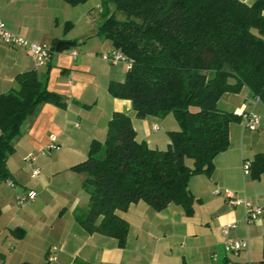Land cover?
Masks as SVG:
<instances>
[{
    "label": "crops",
    "instance_id": "crops-1",
    "mask_svg": "<svg viewBox=\"0 0 264 264\" xmlns=\"http://www.w3.org/2000/svg\"><path fill=\"white\" fill-rule=\"evenodd\" d=\"M252 5L257 0H241ZM102 18V12L99 10ZM0 17L7 27L29 41L53 48L55 40L75 41L69 50L54 52L50 63L36 69L27 49L0 42V95L12 92L16 77L37 72L48 89L62 95L66 107L41 104L28 118L15 139V152L8 159L14 188L0 184V264H259L264 246V175L254 180L244 172L245 161L264 154V104L247 88L239 94H226L218 103L223 111L235 114L255 112L261 117L259 129L246 130L241 123L230 126V147L215 160L212 176L193 178L190 190L196 202L194 215L170 204L156 212L144 202L133 204L121 216L129 223L125 249L115 239L89 234L78 223L76 212L88 209L89 196L82 184L85 173L72 167L85 161L94 141L104 143L114 112L131 115L139 141L151 149L166 150L165 141L155 134L158 119L136 118L132 103L112 97L111 82H123L129 68L113 65L102 58L115 49L98 36L103 20L92 17L86 4L73 7L62 0H0ZM99 19L100 22H99ZM79 55L73 57L71 51ZM243 123V119L241 120ZM172 131L179 130L175 124ZM158 126V130L155 129ZM58 148L50 156L41 152L50 136ZM163 141L162 143H160ZM167 143V144H164ZM166 145V146H165ZM38 156L41 174L31 177L25 158ZM37 193L36 201L24 206L17 196ZM219 192V193H217ZM260 206L263 214L252 224L246 222L243 204L231 206L226 193ZM38 196L42 197L41 201ZM83 205H86L85 208ZM235 223L230 233L234 241L249 239L240 253L225 251L223 227ZM16 230H22L16 231Z\"/></svg>",
    "mask_w": 264,
    "mask_h": 264
},
{
    "label": "trees",
    "instance_id": "trees-1",
    "mask_svg": "<svg viewBox=\"0 0 264 264\" xmlns=\"http://www.w3.org/2000/svg\"><path fill=\"white\" fill-rule=\"evenodd\" d=\"M62 1L76 7L88 0ZM108 3L121 18L110 14ZM100 12L106 18L98 36L132 62L109 93L131 101L138 119L172 114L179 125L161 151L137 139L130 114L114 112L105 142L94 141L87 159L71 169L86 174L82 187L89 196L87 211L76 212L78 223L125 249L130 225L121 213L133 204L156 212L177 204L194 215L193 178L212 176L216 157L230 147V126L242 120L218 107L221 98L247 88L264 104V0H104ZM76 44L55 40L52 50ZM16 84L0 95V184L12 180L7 163L24 122L41 104L66 107L35 71L18 75ZM251 163V177L259 180L264 154Z\"/></svg>",
    "mask_w": 264,
    "mask_h": 264
},
{
    "label": "built area",
    "instance_id": "built-area-1",
    "mask_svg": "<svg viewBox=\"0 0 264 264\" xmlns=\"http://www.w3.org/2000/svg\"><path fill=\"white\" fill-rule=\"evenodd\" d=\"M0 42L13 47L20 49H27L32 56L36 69L47 66L53 55L54 51L47 45H40L29 41L28 39L15 34L12 32L0 17ZM71 55L75 58L79 55L77 50L71 51ZM102 58L113 65L117 64H126L129 69L132 67V62L119 50H114L110 53H105L102 55ZM256 101L260 102V98L256 97ZM243 119V126L246 130L255 132L259 129L261 123V117L255 112H248L240 114ZM155 129L158 130V126H155ZM58 139L56 136H50V142L48 146L41 152L42 156H46L53 150L58 148ZM38 156L35 154H30L25 158V164L31 172L32 178H37L41 171L37 167ZM252 163L250 161H245L244 163V172L246 175L251 173ZM9 187L14 188L16 184L12 180H7L5 182ZM219 193V192H217ZM37 193L34 191H29L23 195L17 196V202L20 206L27 205L36 201ZM227 203L231 206H238L243 204L246 208V222L248 224L254 223L258 218L263 214V210L260 206L254 205L246 200L239 199L236 195L227 192L226 193ZM236 228L235 223H230L223 227V235L225 237L224 247L227 253H240L250 246V240L244 239L239 241H234L230 238V233L233 229Z\"/></svg>",
    "mask_w": 264,
    "mask_h": 264
},
{
    "label": "rangeland",
    "instance_id": "rangeland-1",
    "mask_svg": "<svg viewBox=\"0 0 264 264\" xmlns=\"http://www.w3.org/2000/svg\"><path fill=\"white\" fill-rule=\"evenodd\" d=\"M103 1H104V0H88V1L85 3L88 7H90V8L92 9V17H93V19H94V18H100V16H99V10H100V8H101V5H102ZM105 1H108V0H105ZM108 5H109V12H110V14L116 13V9H115L114 5L111 4V3H108ZM116 16H117L118 18H121V17H122V15H121L120 13H116ZM104 18H106V16H105V17L103 16V17L100 18V19H101V20H104ZM100 19H99L98 24H99L100 22H102V21H100ZM157 123L159 124V126H160L159 128H160V129H159V131L155 134V136H158L159 138L161 137V138L163 139V141H165V139H166V137H167V131H169V132L172 131V128L174 127L173 124H175L177 127H179V125H178V123H177L175 117H174L172 114H170L169 116H167V117L164 118V119L158 120ZM239 123H241V127H242V126H243L242 121L239 122ZM243 127H244V126H243ZM260 127H261V126H260ZM163 141H161L160 143H162ZM165 142H166V141H165ZM164 144H167V143H164ZM165 146H166V145H165ZM50 154H51V153H48L46 157H49ZM2 187H3V189H6L7 191H9V189L7 188V186H6L5 184H2ZM41 200H42V197H39V196H38V200H37V201H41ZM83 206H84V208H85L86 205H83Z\"/></svg>",
    "mask_w": 264,
    "mask_h": 264
}]
</instances>
